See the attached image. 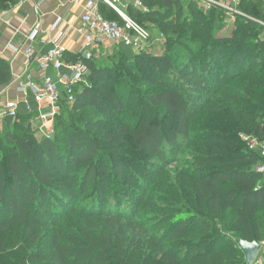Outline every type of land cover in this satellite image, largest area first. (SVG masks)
Masks as SVG:
<instances>
[{
	"label": "trees",
	"instance_id": "1",
	"mask_svg": "<svg viewBox=\"0 0 264 264\" xmlns=\"http://www.w3.org/2000/svg\"><path fill=\"white\" fill-rule=\"evenodd\" d=\"M141 2L127 15L164 38L161 55L119 45L115 67L68 53L89 75L53 136L4 120L0 264H247L240 243L264 241V158L242 139L264 140V3L240 0L223 36L220 6ZM11 81L0 57V89Z\"/></svg>",
	"mask_w": 264,
	"mask_h": 264
},
{
	"label": "crops",
	"instance_id": "2",
	"mask_svg": "<svg viewBox=\"0 0 264 264\" xmlns=\"http://www.w3.org/2000/svg\"><path fill=\"white\" fill-rule=\"evenodd\" d=\"M89 1L91 0H20L18 5L1 15L3 21L0 24V57L10 63L12 81L0 89V106L7 101H17L19 114L33 116V124L40 131L44 128L39 116L41 113H47L48 108L45 105L42 107L38 105L28 84L41 86L45 76L58 80L59 75H68L70 71L66 67L59 72L53 68L45 72L41 71L35 59L46 55L56 42L67 49V54L83 55V57L88 54L89 59L94 60L99 58V52L112 55L119 47L110 43L99 47L86 46L81 18ZM115 1L117 7L127 14L130 0ZM239 1L222 0L221 2L236 8ZM100 3L107 6L102 1H98V5ZM59 20V24L55 27ZM235 23L236 18L229 16L226 28L230 32L229 35ZM34 30L39 32L36 41L32 44L35 53L33 59H27L24 51L30 46L28 36ZM16 49L20 51L16 52ZM60 90L62 96L66 97L65 88L61 86ZM27 104L32 107L31 112L27 111ZM255 264H264V248H261Z\"/></svg>",
	"mask_w": 264,
	"mask_h": 264
},
{
	"label": "built area",
	"instance_id": "3",
	"mask_svg": "<svg viewBox=\"0 0 264 264\" xmlns=\"http://www.w3.org/2000/svg\"><path fill=\"white\" fill-rule=\"evenodd\" d=\"M98 1H102L109 7L114 9L121 17V23L118 21H110L104 18L100 13ZM199 4L200 7L208 9L212 5H217L227 10L230 17L233 19L237 15H241V12L236 8L223 4L222 2H216L214 0H191ZM264 3V0H262ZM130 6L140 11H145L141 0H130ZM2 15V14H1ZM0 15V24L3 21ZM84 37L87 47L102 46L106 43L114 45H124L130 47L135 51H143L147 45L151 42L150 31L135 22L130 16L122 12L118 7L115 0H91L85 7V12L81 18ZM60 20L56 23L55 27L59 24ZM264 30V20L256 21ZM38 30H34L29 36L28 41L30 46L24 51V55L27 59H33L34 47L32 44L36 41L38 36ZM264 37V31H263ZM16 49V52H19ZM67 49L60 45L58 42L55 43L54 47L46 54L37 57L35 60L38 63L41 71H47L51 68L57 72L61 71L62 68H67L70 71L68 75H59V79L55 80L50 76H45L43 84L36 86L28 84V88L32 89L35 100L39 106L45 105L48 108L47 113H41L39 119L42 122L43 128L47 125L52 124L55 117L60 113L61 100L63 98L60 87L65 88V95L69 103L74 102V92L77 86L86 84V79L89 75V68L84 62H73L67 63L65 56ZM22 91H25L22 89ZM27 111L31 112L32 107L27 104ZM19 114V103L17 101H7L0 106V125L7 118H17ZM243 141L247 144L250 150L259 151L261 156L264 158V140L261 141L256 137L243 136ZM258 173L264 175V164L257 167ZM261 248H264V242L260 243ZM255 264V263H254Z\"/></svg>",
	"mask_w": 264,
	"mask_h": 264
},
{
	"label": "rangeland",
	"instance_id": "4",
	"mask_svg": "<svg viewBox=\"0 0 264 264\" xmlns=\"http://www.w3.org/2000/svg\"><path fill=\"white\" fill-rule=\"evenodd\" d=\"M227 28V27H226ZM226 28L221 32V35L223 36H228L230 32H228L226 30ZM150 33H151V42L147 45L146 49H149L151 50V52L154 54V55H161L162 52H163V42H164V38L156 31L154 30H149ZM120 50V46L117 47L115 50H114V53L116 51ZM99 52V51H98ZM100 56L99 58H96L95 61L101 65H111V66H115L117 67V61H118V58L116 56V54H106L105 52L101 51L99 52ZM119 73H122L123 74V69H119ZM128 77L131 78V75H128ZM87 83V79L85 81ZM140 84V83H138ZM33 120H34V117L31 116L30 117V122H31V125L34 129H37L36 125L34 126L33 124ZM5 125L4 123H2L0 125V134H3L4 131H5ZM41 133L38 134V136H41L42 134H45V135H50V136H53L54 134V122L52 124H49L47 125L46 128H44L43 130L40 131ZM154 264H162L160 263L157 259H154Z\"/></svg>",
	"mask_w": 264,
	"mask_h": 264
},
{
	"label": "water",
	"instance_id": "5",
	"mask_svg": "<svg viewBox=\"0 0 264 264\" xmlns=\"http://www.w3.org/2000/svg\"><path fill=\"white\" fill-rule=\"evenodd\" d=\"M84 59H89V55L85 54ZM240 247L246 255L247 264H254L261 250L260 243H250L243 241L240 243Z\"/></svg>",
	"mask_w": 264,
	"mask_h": 264
},
{
	"label": "clouds",
	"instance_id": "6",
	"mask_svg": "<svg viewBox=\"0 0 264 264\" xmlns=\"http://www.w3.org/2000/svg\"><path fill=\"white\" fill-rule=\"evenodd\" d=\"M252 243H255V241H253Z\"/></svg>",
	"mask_w": 264,
	"mask_h": 264
}]
</instances>
